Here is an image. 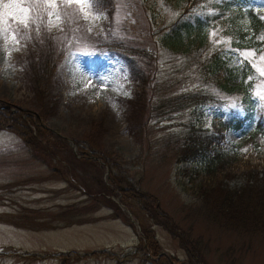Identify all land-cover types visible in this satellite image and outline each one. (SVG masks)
I'll return each mask as SVG.
<instances>
[{
  "label": "rangeland",
  "instance_id": "obj_1",
  "mask_svg": "<svg viewBox=\"0 0 264 264\" xmlns=\"http://www.w3.org/2000/svg\"><path fill=\"white\" fill-rule=\"evenodd\" d=\"M244 1L264 15V0ZM52 2L56 7L46 0H0V17H15L7 26L0 18V100L41 114L45 135L53 136L49 148L36 150L0 131V264H155L145 229L154 232L168 264H264V231L209 216L195 195L204 163L185 155L217 119L248 114L240 97L208 79L213 49L183 54L167 47L165 34L180 11L160 0H113L111 10L98 9L94 0H84L83 10L74 0ZM109 32L138 49L135 66L146 72L145 82L124 58L89 44L91 36ZM44 35L55 46L57 69L51 91L41 97L31 67L32 59L42 60ZM210 35L215 47L220 37ZM221 50L223 76L251 65L254 110L243 125L233 119L220 147L230 158L261 152L264 138L260 145L244 142L264 118V47ZM200 94L207 101H191ZM88 138L124 172L127 188L146 194L141 203L129 208L110 186L107 164L81 157L76 141ZM69 251L87 257H58Z\"/></svg>",
  "mask_w": 264,
  "mask_h": 264
},
{
  "label": "trees",
  "instance_id": "obj_2",
  "mask_svg": "<svg viewBox=\"0 0 264 264\" xmlns=\"http://www.w3.org/2000/svg\"><path fill=\"white\" fill-rule=\"evenodd\" d=\"M160 1L180 11L177 19L169 27L170 31L167 35L165 34V45L183 54H191L199 50L208 51L212 48V55L207 62L208 79L211 78L222 93L240 97L248 111L246 118L234 116L232 119H217L213 124V131L186 151L185 155L189 153L199 155L204 163V172L197 183L195 195L203 199L209 216H215L216 219H221L232 227L239 225L241 228L254 224L251 226L264 231V150L250 151L230 158L219 143L224 140V133L233 125V119H237L240 125H243L252 116L254 110L253 81L249 79L252 68L245 62L236 71L230 70V74L225 77L222 75L223 68L220 64V56H218L222 51L221 48L234 52L250 49L261 51L264 47V15L255 6L245 4L244 0ZM94 2L98 9L108 7V10H111L114 6L113 0H94ZM212 31H216L217 36L220 37L215 38L218 42L215 47L212 45L210 35ZM88 41L97 51L108 50L124 58L131 74L145 82L146 72L142 73V70L135 66L138 64L137 48L118 39L112 32L108 35L91 36V40ZM38 46L41 49L42 60L32 59L31 77L39 95L46 97L52 89L57 58L54 55L55 46L50 36L44 35L43 42ZM144 54L148 55L145 49ZM139 72L142 75H139ZM236 77L241 79L237 84L233 82ZM208 97L202 94L195 95L191 101H207ZM44 125L41 114L19 107L15 108L12 104L0 100V131L7 130L15 133L27 147L36 150L49 148L47 144L52 141L53 136H50L49 131L50 137L45 135ZM254 128L244 143L260 145V140L264 138V118L262 116ZM86 141L84 144L76 141L81 157L88 158L90 161L102 160L107 164L109 184L127 206L130 203H141L146 194L132 186L127 188L131 181L127 179L119 166L98 146L93 145L92 138ZM62 144L61 147L67 146ZM198 157H195V161ZM155 207L158 208V206ZM143 237L149 258L152 257L155 264H168V256L162 253L154 232L145 229ZM92 253L98 255L105 254L106 251ZM58 255V257H72L73 261L87 257L86 254L83 255L76 251ZM133 256H136L135 252L134 255L126 256V258Z\"/></svg>",
  "mask_w": 264,
  "mask_h": 264
},
{
  "label": "snow or ice",
  "instance_id": "obj_3",
  "mask_svg": "<svg viewBox=\"0 0 264 264\" xmlns=\"http://www.w3.org/2000/svg\"><path fill=\"white\" fill-rule=\"evenodd\" d=\"M73 0H68V3H72ZM75 3L79 4L80 7H81V10H83V8L86 6L85 3H84V0H74ZM46 4L48 7H56V4L52 2V0H46ZM33 7H40L39 4H34L32 5ZM90 6V5H88ZM10 7H16V8H21V6L19 4H14V5H10V4H5L4 5V8L7 9V8H10ZM21 11L25 13V15L27 16L28 12H29V9L27 8H21ZM2 18L4 24L7 26V23H8V20L11 18V19H15V17L13 16L12 13L10 12H4L2 14ZM24 26L27 27V22L25 21L24 22ZM261 59H264V56L261 57ZM261 72L262 74H264V69H261ZM259 95V93H258ZM264 98V97H262Z\"/></svg>",
  "mask_w": 264,
  "mask_h": 264
}]
</instances>
